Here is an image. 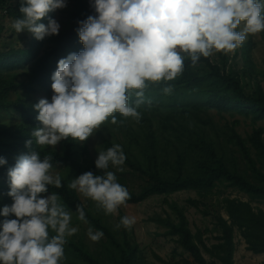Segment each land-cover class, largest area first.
<instances>
[{
	"label": "trees",
	"instance_id": "obj_1",
	"mask_svg": "<svg viewBox=\"0 0 264 264\" xmlns=\"http://www.w3.org/2000/svg\"><path fill=\"white\" fill-rule=\"evenodd\" d=\"M20 7L21 0H0V13L13 20L21 17ZM53 14L54 11L48 15L53 17ZM94 14L89 0H74L69 19L60 27L58 35L37 40L30 33L28 45H8L0 49V109H12L13 119L8 125L0 126V157L7 160L6 164L0 165V210L13 202L8 195V169L14 166L21 152L29 154L36 151L41 159L51 157L53 166L60 167L56 175L60 176L63 187L49 186L48 192L57 194L59 202L66 210H72L77 218L76 206L83 207L88 224L104 233L105 257L110 264H136L138 243L131 238L128 229L115 227L125 214L119 211L114 224L113 214L106 215L95 202L85 204L79 193L68 186L72 179L84 172L103 174L95 167L88 146L71 138L61 141L58 147L41 146L31 136L34 128L42 127L33 107L38 101L32 100L31 91L39 87L52 91L51 77L58 61L76 52L81 45L78 21ZM39 22L47 24L48 19L45 17ZM4 30L5 26L0 22V38ZM260 33L264 39V31ZM241 49L246 61L244 72L251 76V41H244ZM169 85L173 90L165 94L163 88ZM18 86L22 92L17 91L13 98L11 92ZM128 96L130 106L135 107V90H129ZM212 107L218 113L236 112L256 122L264 119V90L258 84L254 90L247 91L240 73L231 66L227 67L226 63L222 67L210 57H201L192 66L191 61L185 59L184 70L176 79L148 82L145 103L137 108L141 114L138 121L117 112L114 114L117 124H112L109 117L114 136L104 139L105 150L115 144L121 145L126 156L123 165L143 179L139 189L135 190L117 177L130 193L126 203L137 204L152 194L184 189H195L204 194L218 184L233 187L251 199L264 200V128H253L243 136L235 127L238 121H234L227 124L221 133L214 124V134L207 132L199 121L203 119L202 114ZM208 121L212 122L211 118ZM117 133L123 137L115 139ZM28 140H32V144L26 147ZM188 201L196 207L203 202L194 198ZM223 205L227 217L220 213L215 215L218 234L210 245L201 230H191L183 207L176 202H171L176 218L169 214L158 216V221L167 227L166 234L174 235L176 242L187 251L186 264H235L237 230L248 250L264 253V209L254 207L250 200L229 196L223 199ZM4 219L0 215V222ZM49 235L55 233L49 230ZM203 250L211 259L204 255ZM64 251L77 260H72L74 263L105 264L104 256L90 251L83 241L67 239Z\"/></svg>",
	"mask_w": 264,
	"mask_h": 264
},
{
	"label": "clouds",
	"instance_id": "obj_2",
	"mask_svg": "<svg viewBox=\"0 0 264 264\" xmlns=\"http://www.w3.org/2000/svg\"><path fill=\"white\" fill-rule=\"evenodd\" d=\"M94 15L78 21L77 33L83 45L58 61L51 79V99L41 98L33 107L42 127L31 136L38 145L57 146L71 138L86 141L94 130L115 113L137 121V108L145 103L148 82L172 81L184 70L185 59L195 66L215 53L234 52L249 34L264 31V0H89ZM67 7V0H21V17L12 28L28 31L35 39L58 35L61 25L48 14ZM47 17L48 23L39 21ZM243 24V28L240 26ZM129 90H135V107L129 104ZM171 85L163 88L172 92ZM123 123V121H120ZM31 146L32 140L25 142ZM126 156L115 144L98 153L95 167L103 174L84 172L68 185L94 201L106 215L116 214L130 199L128 189L118 182L110 164L119 167ZM7 160L0 157V165ZM51 157L41 159L32 151L17 157L8 169V195L0 215V264H61L72 213L59 202L49 186L63 187L59 175H52ZM78 219L88 223L82 206ZM10 216L15 218L10 219ZM134 216H123L117 229H130ZM49 230L55 233L50 236ZM98 242L104 233L87 230Z\"/></svg>",
	"mask_w": 264,
	"mask_h": 264
},
{
	"label": "rangeland",
	"instance_id": "obj_3",
	"mask_svg": "<svg viewBox=\"0 0 264 264\" xmlns=\"http://www.w3.org/2000/svg\"><path fill=\"white\" fill-rule=\"evenodd\" d=\"M74 0H67V7L63 9H57L54 11L53 19L64 26L69 19V11ZM15 20L7 17L5 14L0 13V22L5 26V30L0 38V49H4L8 45L26 46L30 39V33L23 31L17 33L12 24ZM240 28H243L241 24ZM251 41L250 59L252 66V75L245 74L246 68L245 59L241 46L234 52L228 53H215L210 58L213 62L219 63L222 67L226 63V66H231L234 71H238L242 77L243 83L247 91L254 90L255 85H260L264 90V39L261 33L249 34L245 41ZM83 45L76 52L82 50ZM18 69L23 70V67ZM22 76V77H21ZM19 77L23 78V75ZM22 92V88L18 86L13 89L11 96L14 98L16 92ZM53 91H49L45 87H39L31 91L32 100L39 101L41 98L51 99ZM12 109H0V126H6L11 123ZM203 119L199 123L204 126L207 132L214 134L212 125H217L218 131L221 133L226 130L227 124H232L234 121H238L235 125L237 131L241 135L246 136L252 131L253 128L262 126L264 128V119H258L256 122L251 117H246L239 113L230 114L228 112L218 113L214 107L209 111L202 114ZM211 118L212 122L208 121ZM133 120V118H131ZM113 127L109 120L105 121L99 129L94 130L93 135L89 137L84 143L88 146L89 155L94 161L97 159L98 153L105 150L103 141L104 139L113 138ZM264 136V133H263ZM123 137V134L117 133V138ZM60 143L56 146L58 147ZM25 154L21 152L18 156ZM84 156H81L83 159ZM59 165L53 166L50 170L52 175H56L59 171ZM111 169L118 178H121L130 188L135 190L139 189L143 179L128 170L124 165L114 167L110 164ZM51 194L50 192L46 193ZM82 201L85 204L94 202L89 198L83 197L79 194ZM238 197L243 200H250L254 207H260L264 209V200L251 199L249 195L233 188L227 187L224 184H218L213 188L211 192L202 194L195 189H184L176 192L166 194H152L148 196L144 201L137 204L125 203L121 205L116 214L112 215V222L116 223V216L119 211H122L127 216L135 217V224L128 229L129 235L139 245V252L137 255L136 264H167L168 262H174L176 264H186L184 258L188 257V253L181 245L176 242L174 235L166 234V226L158 221V216L171 215L176 218V213L171 207V202H176L179 206H182L185 214L187 215L189 226L193 232L201 230L204 235V239L208 245L216 241L215 235L218 234V229L215 224V215L218 213L227 217V213L224 209L223 199L225 197ZM200 199L202 202L200 207L192 205L188 199ZM72 213L71 227H76L78 231L75 235L67 237L68 240L83 241L90 251L95 254L104 256V263L110 264L108 258L105 257L104 250V236L98 242L92 241L88 235L87 230L90 227L88 223L80 221L72 210L67 209ZM93 228V227H92ZM94 229V228H93ZM96 230V229H94ZM236 249L234 252L235 264H264V253H254L246 248V243L239 231H236ZM65 252V251H64ZM204 255L211 259L210 255L203 250ZM77 261L75 258L65 252V257L61 261V264H78L72 262Z\"/></svg>",
	"mask_w": 264,
	"mask_h": 264
}]
</instances>
